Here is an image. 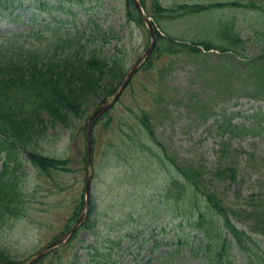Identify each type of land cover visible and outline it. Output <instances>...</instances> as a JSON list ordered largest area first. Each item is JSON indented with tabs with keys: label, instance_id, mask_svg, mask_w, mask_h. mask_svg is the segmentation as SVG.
I'll list each match as a JSON object with an SVG mask.
<instances>
[{
	"label": "rangeland",
	"instance_id": "rangeland-1",
	"mask_svg": "<svg viewBox=\"0 0 264 264\" xmlns=\"http://www.w3.org/2000/svg\"><path fill=\"white\" fill-rule=\"evenodd\" d=\"M136 1L153 24L155 43L157 32L178 44L208 41L221 46L224 43L215 29L221 22L232 20L235 30L247 40L243 53L264 54V42L253 38L256 30L264 31V12L259 9H264V0ZM229 1L250 7L171 14L173 18L170 14L171 18L160 17L153 11L156 2L170 9L181 3ZM1 4L9 8L0 10V42L36 47L57 32L83 34L92 40L89 51H96L102 58H121L125 77L151 44L147 23L135 22L134 15L142 16L131 0H0L3 8ZM110 31L114 37L103 42L101 34L106 37ZM199 50L196 55L177 52L152 56L153 48L113 107L93 124L92 163L88 169L92 183L87 204L86 124L105 102L99 103L96 96L116 87L107 98L110 101L121 85L102 80L95 95L88 97L82 117L75 118L69 128L45 118L44 135L34 149L45 156L68 159L69 170L46 172L20 156L15 172L20 176L21 195L13 206V215L0 219L1 255L23 264L74 226L77 233L46 252L44 264H156L162 251L176 248L170 244L172 238L188 231L178 226L182 204L171 196V183L178 178L172 161L203 165L209 187L228 206L250 210L251 203L261 204L258 208L264 211V120L256 116L264 113V101L236 93L239 82L232 85L231 97L209 100L224 82L221 73L231 52ZM150 56L151 63L146 64ZM194 104H198V110ZM143 113L149 117L154 141L141 123ZM223 117L249 131L223 133L218 128ZM222 141H228L230 148L221 169L233 168L234 178L219 180L214 174ZM157 242H162L158 248ZM167 264H200V259L182 251Z\"/></svg>",
	"mask_w": 264,
	"mask_h": 264
},
{
	"label": "trees",
	"instance_id": "trees-1",
	"mask_svg": "<svg viewBox=\"0 0 264 264\" xmlns=\"http://www.w3.org/2000/svg\"><path fill=\"white\" fill-rule=\"evenodd\" d=\"M141 4L143 5L142 2ZM223 7L248 8L250 5L236 1L194 5L181 3L167 9L156 2L153 11L160 17L173 18L171 14L200 13ZM8 8V5H3L0 10ZM259 9L264 12L262 7ZM133 17L135 22L142 24L139 15ZM232 22L225 20L215 29L224 43L221 46L208 41L178 44L173 38H163L156 32L158 50L152 56L177 52L196 55L200 52L199 47L205 52H231L221 73L224 82L216 87L209 100L231 97L232 85L239 82L236 93L264 101V54L245 55L243 52L247 40L241 38L240 31L235 30ZM108 33L109 36L106 37L101 34L103 42H107L112 35L114 37L112 31ZM253 38L256 42H264V31L256 30ZM91 41L83 34L71 36L57 32L48 42H41L36 47L17 45L9 40L0 42V161L3 160L0 171V219L4 215H13V206L21 195L20 176L15 172L20 165L21 155L26 157L27 163L46 172L69 170L68 159L45 156L34 149L44 135L45 120L49 119L52 124L69 128L75 118L82 117L88 97L95 95L102 80L107 78L111 84L117 82L121 85L125 77L120 66L121 58H102L96 51H89ZM174 42L177 44H173ZM175 47L178 49L172 50ZM152 56L146 60V64L151 63ZM111 88L96 96L100 99L99 103H103L114 93L116 87ZM197 106L198 104H194L196 110L199 109ZM206 114L201 112L202 116ZM256 116L264 120V113H256ZM140 120L148 137L154 141V132L147 114L143 113ZM218 128L230 135L249 131L243 125L233 124L226 117L220 119ZM229 148L228 141L221 142L215 179L234 178L233 168L221 169L220 165L222 159L227 158ZM172 162L178 178L171 183L174 191L171 196L182 204L183 213L178 218V226L181 231L184 228L188 231L172 238L170 244L176 248L162 251L156 264H167L173 255H179L182 251L198 257L200 264H264V211L258 208L261 204L251 203L250 210H236L211 190V182H207L204 176L203 165ZM82 205L83 203L80 207ZM237 221L243 223L242 226H237ZM84 226L87 225L83 224L82 227ZM161 245L162 242H157L155 247ZM43 260L44 257L34 264H44ZM0 264L19 263L7 259L0 252Z\"/></svg>",
	"mask_w": 264,
	"mask_h": 264
},
{
	"label": "water",
	"instance_id": "water-1",
	"mask_svg": "<svg viewBox=\"0 0 264 264\" xmlns=\"http://www.w3.org/2000/svg\"><path fill=\"white\" fill-rule=\"evenodd\" d=\"M132 2L136 6L137 10L140 12V14L142 16L141 17L142 20H144L147 23L148 29H149V33L151 35V39L152 40H151L150 47L145 51L144 55H142L141 57H139L136 60L135 64L133 65V67L131 68V70L128 72V74L126 75L125 79L123 80L120 89L114 95L112 100H110V101L107 100L103 104L98 106L95 109V111L91 114V116L89 117V120H88V122L86 124V131H85L86 143H87L86 182H85L86 183L85 184L86 204H87V200L89 199V196H90V188H91V181H92V176L90 174H88V169H89V167L91 165V152H92L91 131H92V123L97 117H99L105 111H107L108 109H110L112 107L114 102L117 100V98L120 96V94L123 92L125 87L130 82L132 76L138 70V68L141 65V63L143 62L144 58L147 57L152 52V50H153V48L155 46V36H154V33H153V26H152L151 21L143 14V12H142V10H141V8L139 6V3L136 0H132ZM77 222L79 223V221H77ZM75 229L76 228L73 226L66 234H64L63 236H61V237L57 238L56 240H54L53 242H51L48 246H46L44 249L40 250L37 254H35L32 258H30L29 260H27L23 264H33V263H35L46 252H48L49 250H51V249L57 247L58 245L64 243L66 238L70 237L73 234V232L75 231Z\"/></svg>",
	"mask_w": 264,
	"mask_h": 264
}]
</instances>
